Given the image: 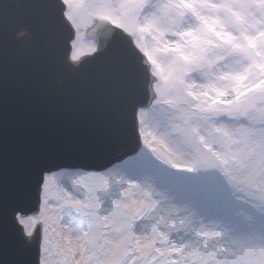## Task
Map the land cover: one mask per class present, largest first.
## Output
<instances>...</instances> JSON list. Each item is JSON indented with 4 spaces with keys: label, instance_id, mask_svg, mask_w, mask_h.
Segmentation results:
<instances>
[{
    "label": "snow or ice",
    "instance_id": "obj_1",
    "mask_svg": "<svg viewBox=\"0 0 264 264\" xmlns=\"http://www.w3.org/2000/svg\"><path fill=\"white\" fill-rule=\"evenodd\" d=\"M90 15L127 37L114 70L147 68L150 98L129 97L132 130L98 163L22 146L0 120V264H264V0ZM249 201L260 223L237 211Z\"/></svg>",
    "mask_w": 264,
    "mask_h": 264
},
{
    "label": "water",
    "instance_id": "obj_2",
    "mask_svg": "<svg viewBox=\"0 0 264 264\" xmlns=\"http://www.w3.org/2000/svg\"><path fill=\"white\" fill-rule=\"evenodd\" d=\"M64 9L61 0H0V120L22 146L98 163L132 130L129 97L150 98L147 68L137 62L135 76L114 70L112 51L127 37L108 24L98 32L97 53L69 63L73 30Z\"/></svg>",
    "mask_w": 264,
    "mask_h": 264
},
{
    "label": "rangeland",
    "instance_id": "obj_3",
    "mask_svg": "<svg viewBox=\"0 0 264 264\" xmlns=\"http://www.w3.org/2000/svg\"><path fill=\"white\" fill-rule=\"evenodd\" d=\"M65 3V0H63ZM102 0H74L71 9L66 7V16L73 26L75 31V40H73V49L71 53V62L77 64L81 59L91 56L96 51L97 41L95 40L96 33L100 29L102 21L98 17L90 15L101 10ZM66 5V4H65ZM79 6V7H78ZM71 13V15H70ZM150 42V41H149ZM241 199H246L243 193H237ZM252 201L248 204L241 203L237 206V211L251 212L257 223H260V218L251 208ZM57 259L53 256V260Z\"/></svg>",
    "mask_w": 264,
    "mask_h": 264
},
{
    "label": "bare ground",
    "instance_id": "obj_4",
    "mask_svg": "<svg viewBox=\"0 0 264 264\" xmlns=\"http://www.w3.org/2000/svg\"><path fill=\"white\" fill-rule=\"evenodd\" d=\"M102 25V24H101Z\"/></svg>",
    "mask_w": 264,
    "mask_h": 264
}]
</instances>
